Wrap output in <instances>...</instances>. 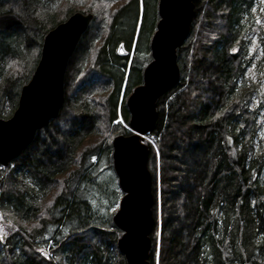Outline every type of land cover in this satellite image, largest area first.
<instances>
[{
	"label": "trees",
	"instance_id": "16d2710c",
	"mask_svg": "<svg viewBox=\"0 0 264 264\" xmlns=\"http://www.w3.org/2000/svg\"><path fill=\"white\" fill-rule=\"evenodd\" d=\"M256 2L262 16L259 0H200L177 51L180 78L167 92L175 94L162 107L164 123L163 112L158 114L149 134L152 144L145 142L157 220L150 264H264L262 106H251L259 89L247 74L254 29L263 52L256 69L264 64V27H256L251 13ZM20 5L0 1V15L12 9L33 31L32 41L23 27L0 32L2 119L15 111L46 33L75 12L93 19L67 74L60 121L48 124L60 127L59 151L48 155V144L35 134V149L0 166V264H125L113 216H92L85 188L78 181L71 189L69 183L98 150L107 152L111 166L113 138L130 134L125 100L142 84V58L158 14L148 0H21ZM52 225H74L49 252L58 258L37 251L38 238Z\"/></svg>",
	"mask_w": 264,
	"mask_h": 264
},
{
	"label": "water",
	"instance_id": "95a60500",
	"mask_svg": "<svg viewBox=\"0 0 264 264\" xmlns=\"http://www.w3.org/2000/svg\"><path fill=\"white\" fill-rule=\"evenodd\" d=\"M195 1L158 0L159 20L149 42L151 61L143 69L142 84L125 102L130 134L116 136L111 143L112 168L124 194L112 222L122 232L116 246L126 264H150L155 202L147 168L149 148L143 136L155 127L158 100L179 82L177 51L190 32ZM92 19L91 13L75 12L43 37L37 65L20 90L15 111L8 119L0 118L1 167L21 156L36 132L58 117L67 65ZM22 25L14 13L0 15V32Z\"/></svg>",
	"mask_w": 264,
	"mask_h": 264
},
{
	"label": "rangeland",
	"instance_id": "374dc122",
	"mask_svg": "<svg viewBox=\"0 0 264 264\" xmlns=\"http://www.w3.org/2000/svg\"><path fill=\"white\" fill-rule=\"evenodd\" d=\"M1 2L4 1L6 3H9L10 6H19L21 0H0ZM149 4L151 5L153 3L154 9L157 12V6H158V1L157 0H148ZM261 6L263 7L264 5V0H259ZM200 6V1L196 0L195 1V12ZM19 9H22L21 5L19 6ZM23 10V9H22ZM142 10V3L140 2V12ZM261 15L257 14V2L254 3L251 13L254 14V21L257 26H262L264 27V7L260 9ZM6 13H13L12 9ZM23 14V12H21ZM5 14V13H4ZM15 14V13H14ZM158 14V13H157ZM19 16V15H18ZM19 18L22 20L21 16ZM159 20V17H158ZM156 21V24L158 22ZM22 27L27 31L28 33V39L33 40V31L29 30L28 26H23ZM16 29V28H15ZM156 30V29H155ZM155 32V31H154ZM249 38H250V43L248 47V55L252 58V66L248 69L247 74L248 76H251L252 80L257 83L258 85V93H256L252 99L251 106L252 108H257L259 106H262L260 109V117H259V122L261 125V132L264 130V64L261 65V69L258 71L256 69V63L257 61L262 57L263 52L261 45L257 41V30L254 29L253 31H250L249 33ZM151 40V39H150ZM120 48V47H119ZM77 49V47H76ZM79 49L75 50L74 53H77ZM124 54V53H123ZM74 56V54H73ZM72 56V57H73ZM74 58L69 61L67 65V73L65 77V85H66V80H67V74L70 69V67L73 64ZM146 63V59H149ZM144 59V64H143V69L144 67L151 61V55H150V49L149 52L146 54ZM131 94V93H130ZM129 94V95H130ZM175 92H169L165 94L159 101L157 110L158 113L163 112V108L168 106V102L170 99L174 96ZM128 98V97H127ZM126 98V99H127ZM125 100V99H124ZM119 102H121V97H119ZM163 107V108H162ZM168 110V109H167ZM163 115L165 114L164 112L162 113ZM60 116V114H59ZM57 117L56 120L57 122L60 121V117ZM66 116V115H65ZM64 116V117H65ZM11 117V116H10ZM9 117V118H10ZM63 117V119H64ZM8 119V118H7ZM166 119V115L163 116V121L164 123ZM68 123L67 121H65ZM117 122H120L123 124L122 120L118 118ZM57 125V126H56ZM61 130L58 125V123L54 125L50 124L45 128L40 129L36 134L38 135V142L41 144H48V146L44 147L49 148L48 155H54L57 153L62 145L61 143ZM146 142L152 143V137L150 135L145 136ZM60 141V142H59ZM36 145L34 142H32L25 150L23 153H27L28 151H31L35 149ZM181 148H179L180 151ZM45 154V155H47ZM111 155V154H110ZM95 158V160L93 159ZM48 158H41V161L43 162H48ZM151 162V151L149 149V155H148V161H147V168L151 174L152 178V173L149 168ZM111 166H112V159H111ZM109 160H108V154L104 150H98L95 152L93 155L87 157L85 159L84 163V173L82 175L80 174L78 177H75L73 180H71L70 188L73 189L76 184H78V181L81 183V188H85L84 194L85 197L84 199L88 203V206L90 207L91 214L92 216L98 217V220H104L105 214H109L113 216L119 207L120 200L122 196L119 195V192H121L118 182H117V177L115 176V173L113 171V168H111ZM106 220V219H105ZM71 229H74V225H71L70 228L69 226L65 228V226L62 225H52L50 226L47 231L41 235L38 238L40 249L48 253V256H52L54 258H58V254H50L51 248L54 247L56 241L60 240L63 236L68 235V233L71 232ZM154 247V246H153ZM116 264H119L116 262Z\"/></svg>",
	"mask_w": 264,
	"mask_h": 264
},
{
	"label": "snow or ice",
	"instance_id": "6c2138e0",
	"mask_svg": "<svg viewBox=\"0 0 264 264\" xmlns=\"http://www.w3.org/2000/svg\"><path fill=\"white\" fill-rule=\"evenodd\" d=\"M233 51L235 52L236 49H233ZM221 115H223V113H221ZM95 160V158H93ZM0 239H2V237H0ZM37 251H40L41 253H43V250L42 249H37Z\"/></svg>",
	"mask_w": 264,
	"mask_h": 264
},
{
	"label": "flooded vegetation",
	"instance_id": "af4514ba",
	"mask_svg": "<svg viewBox=\"0 0 264 264\" xmlns=\"http://www.w3.org/2000/svg\"><path fill=\"white\" fill-rule=\"evenodd\" d=\"M198 1H200V0H198Z\"/></svg>",
	"mask_w": 264,
	"mask_h": 264
}]
</instances>
